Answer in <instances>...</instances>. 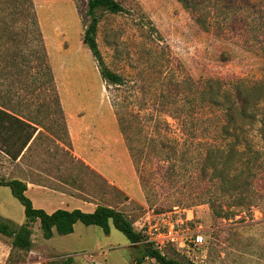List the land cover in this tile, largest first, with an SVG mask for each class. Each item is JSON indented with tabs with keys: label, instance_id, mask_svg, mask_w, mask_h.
<instances>
[{
	"label": "rangeland",
	"instance_id": "1",
	"mask_svg": "<svg viewBox=\"0 0 264 264\" xmlns=\"http://www.w3.org/2000/svg\"><path fill=\"white\" fill-rule=\"evenodd\" d=\"M118 1L125 10L102 14L97 41L106 66L123 77L121 84L102 78L84 42L87 0H33L67 129H52L60 114H51L17 160L0 152V178L24 180L35 207L91 212L98 204L112 206L126 213L136 230L138 221L153 214L183 219L193 214L190 230H200L204 243L168 246L167 257L264 264V177L255 182L252 207L215 216L208 199L218 195L217 183L201 179L199 165L171 182L166 169H159L162 154L152 148L161 132L171 134L180 144L177 159L192 165L208 144L221 141L219 119L202 120L215 111L202 113L200 86L207 79L226 87L264 80V0H197L208 27L180 0ZM116 107L133 122L128 133L144 150L152 194L141 186ZM31 110L37 112L35 102ZM0 216L14 226L26 221L24 206L6 186H0ZM32 228L30 251L13 249L12 238L0 233V264H160L144 258L143 244H132L112 221L109 233L77 222L73 233L54 230L50 239L39 221Z\"/></svg>",
	"mask_w": 264,
	"mask_h": 264
},
{
	"label": "trees",
	"instance_id": "2",
	"mask_svg": "<svg viewBox=\"0 0 264 264\" xmlns=\"http://www.w3.org/2000/svg\"><path fill=\"white\" fill-rule=\"evenodd\" d=\"M228 1L232 0H222L225 4ZM180 2L192 10L199 25L208 27L207 15L199 9L197 0ZM87 7V17L90 19L84 31V42L98 61L102 78L110 83L121 84L123 77L109 69L104 62L97 32L104 12L118 13L124 11L125 7L118 0H87ZM48 57L33 0H0V152L13 160H17L30 143L38 138L37 133L41 132L39 125L43 127L42 124L49 120L51 114H60L59 119L51 121L52 129H67ZM200 87L202 113L215 111L202 120L211 121L212 115L219 119L218 136L221 141L208 144L201 158L192 165L177 159L180 144L171 134L161 132V138L157 143H152V148L162 154L164 160L158 163L159 169H166L171 182L179 176H186V171L199 165L201 172L198 176L204 181L217 183L218 195L213 194L208 199L214 215L235 216L238 208L254 205L255 182L264 177V80L254 83L239 81L232 87H226L219 79H207ZM34 102L37 105L35 113L31 110ZM26 110L31 111L25 113ZM116 114L121 131L128 141L141 186L146 194H152L154 185L147 177L149 168L141 160L144 150L133 144L135 138L128 133L133 122L131 119L127 122L117 107ZM162 121L169 126L166 119ZM0 186L9 187L13 196L24 206L26 221L20 226H14L0 216V233L12 238L13 249L32 250V226L38 221L46 239L52 238L54 230L62 235L73 233L77 222L100 226L109 233L112 221L132 244H143L144 258H154L160 264H196L167 257L152 244L144 242L126 213L112 206L98 204L91 212L81 208H58L49 213L35 207L27 195L28 184L24 180L0 178Z\"/></svg>",
	"mask_w": 264,
	"mask_h": 264
},
{
	"label": "built area",
	"instance_id": "3",
	"mask_svg": "<svg viewBox=\"0 0 264 264\" xmlns=\"http://www.w3.org/2000/svg\"><path fill=\"white\" fill-rule=\"evenodd\" d=\"M193 218V214L188 215L186 219L171 217L166 213L153 214L138 221L139 227L136 231L141 234L144 242L152 244L162 253L168 246L199 247L204 243V236L200 230H190L189 222H192Z\"/></svg>",
	"mask_w": 264,
	"mask_h": 264
},
{
	"label": "crops",
	"instance_id": "4",
	"mask_svg": "<svg viewBox=\"0 0 264 264\" xmlns=\"http://www.w3.org/2000/svg\"><path fill=\"white\" fill-rule=\"evenodd\" d=\"M28 190H29V187H28ZM27 190V191H28ZM88 207V206H87ZM95 208L96 207H92V209H93V211L95 210ZM69 209V208H68ZM54 210H56V207L55 208H52V209H47V211L49 212V213H51V212H53ZM72 210V209H71Z\"/></svg>",
	"mask_w": 264,
	"mask_h": 264
}]
</instances>
